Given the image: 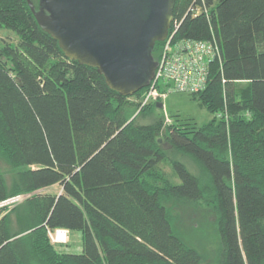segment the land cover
I'll use <instances>...</instances> for the list:
<instances>
[{"label": "trees", "instance_id": "1", "mask_svg": "<svg viewBox=\"0 0 264 264\" xmlns=\"http://www.w3.org/2000/svg\"><path fill=\"white\" fill-rule=\"evenodd\" d=\"M175 24L176 38L219 49L189 94L212 114L200 126L139 122L157 107L141 106L148 87L121 96L65 57L26 0H0V29L16 37L0 43V155L16 171L10 184L0 172V202L27 196L0 208V264H201L170 200L213 212L221 264H264V0H175ZM60 228L81 233L79 254L50 243L47 230Z\"/></svg>", "mask_w": 264, "mask_h": 264}, {"label": "water", "instance_id": "2", "mask_svg": "<svg viewBox=\"0 0 264 264\" xmlns=\"http://www.w3.org/2000/svg\"><path fill=\"white\" fill-rule=\"evenodd\" d=\"M26 1L65 57L95 68L111 90L126 97L149 86L152 48L168 34L175 0H39L37 10Z\"/></svg>", "mask_w": 264, "mask_h": 264}, {"label": "rangeland", "instance_id": "3", "mask_svg": "<svg viewBox=\"0 0 264 264\" xmlns=\"http://www.w3.org/2000/svg\"><path fill=\"white\" fill-rule=\"evenodd\" d=\"M4 40L15 42L16 37L13 32L0 29V43ZM149 103L154 102L151 101ZM159 103L163 105V108L151 107L148 113H146L147 115L141 118L139 116V122L161 121L163 127L171 125L172 122L178 125L191 123L200 126L212 117V114L202 108L197 101L192 100L189 94L171 92L165 98H162ZM217 116L219 118H226L225 113L222 115L217 114ZM169 154L172 158L181 160L190 167H193V163L186 157L174 151L169 152ZM160 167L172 182H177L168 162H163ZM0 172L8 184L11 183L16 173L1 155ZM59 192L60 187L58 185L51 186L49 189L47 188L42 191V193L47 194H57ZM166 205L170 208V213L175 219V225L181 230L183 239L201 255V264H221L223 248L215 230V217L213 212L201 203L170 200ZM13 212L10 215L11 220L15 226L20 228L25 221V216L23 213L18 215L15 211ZM81 247V233L78 231H69L67 243L55 245L58 251L68 254H79Z\"/></svg>", "mask_w": 264, "mask_h": 264}, {"label": "built area", "instance_id": "4", "mask_svg": "<svg viewBox=\"0 0 264 264\" xmlns=\"http://www.w3.org/2000/svg\"><path fill=\"white\" fill-rule=\"evenodd\" d=\"M174 26V25H173ZM172 22L150 82L148 90L143 93L141 106L153 101L161 102L168 93H196L204 88L208 77V68L215 60H219V49L211 40L176 38V24ZM164 86L160 91L157 86ZM163 108V105H162ZM27 196L18 195L0 202V208L11 209ZM69 231L63 228L47 230L52 245L65 244Z\"/></svg>", "mask_w": 264, "mask_h": 264}, {"label": "crops", "instance_id": "5", "mask_svg": "<svg viewBox=\"0 0 264 264\" xmlns=\"http://www.w3.org/2000/svg\"><path fill=\"white\" fill-rule=\"evenodd\" d=\"M55 186V185H54ZM53 187V186H52ZM49 189V188H48ZM55 247V245H53Z\"/></svg>", "mask_w": 264, "mask_h": 264}]
</instances>
